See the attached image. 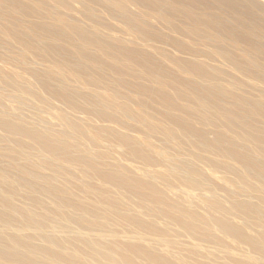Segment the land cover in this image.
Here are the masks:
<instances>
[{
	"label": "bare ground",
	"instance_id": "1",
	"mask_svg": "<svg viewBox=\"0 0 264 264\" xmlns=\"http://www.w3.org/2000/svg\"><path fill=\"white\" fill-rule=\"evenodd\" d=\"M53 2L0 0V264H264V90L194 82L188 74L210 70L182 59L169 68L159 52L102 36L98 15L88 27ZM84 2L186 48L127 7L141 5L264 81V22L249 2ZM42 109L61 128L43 124Z\"/></svg>",
	"mask_w": 264,
	"mask_h": 264
},
{
	"label": "rangeland",
	"instance_id": "2",
	"mask_svg": "<svg viewBox=\"0 0 264 264\" xmlns=\"http://www.w3.org/2000/svg\"><path fill=\"white\" fill-rule=\"evenodd\" d=\"M41 1H44L48 6H55V4H54L55 2H53V0L52 1L41 0ZM64 1H67L68 5L70 7L65 8V9H64V7H61V6H56V7L60 11H62L64 14H66L68 17H70V19H72L73 21H77V22L82 23L85 26L91 27V26L96 25L93 21V18H91V17H94V16L97 17V15H98L100 17V19H102L101 24L103 23L100 26L102 36L107 37V38H111V39L116 40V41H120V42L122 41V43H124L130 47L132 46V47L138 48V49L145 51V52H148V53H152V54L157 53V55H158V52H159L162 54V55L160 54L161 56L158 55L159 60L164 65H167L169 68L176 67L175 62H174L175 59H182V60L191 61L193 63L196 62V64L199 63L198 65H200L202 68H203V66H205L204 71H206L208 69L207 70V72H208L210 70L208 73L206 72L207 78L206 77L202 78L198 75L188 74L189 78H191L194 82H199V81L203 82L206 79V81L209 83L216 82V84L221 85L225 89H230V88H232L233 81L236 80V81H240L243 84V88L238 90V92L240 94L242 93V94H247L250 96H256L260 90L261 91L264 90V81L258 82L253 76L237 70L228 60L224 59L223 57H221L220 55L215 53L214 51H216V45L214 42H212V41H209V42L208 41H201L197 38L190 37L186 33L170 30L168 28V25H166V23L164 21H162L160 19H156V18L151 17V16H148L147 15L148 11L146 10L145 7H143L141 5L137 6V4H131L130 5V3H127V7L129 6L128 9L130 12H132L133 14H137V15L140 12V15H138L140 17H146L147 16L148 21L151 25L154 22V24L152 25L153 30H155L156 32H160V33L163 32V34L168 35V37L172 36L171 38H174L176 40L179 39L178 42L181 40L179 43L182 45H185L186 48L181 49L179 46L176 47V45H173L171 43L169 45V43L158 41V40H155L151 37H149V38L144 37V39H143V37H140L135 32L131 31L128 28V25L122 19L121 20L118 19L120 17H118L116 14L113 15L109 10L105 9V7H103L101 4L99 5V3L87 2L88 3V5H87V3H85V2H84L85 4L83 3V0H64ZM240 1H243L246 3L247 2L251 3L252 9H254V12H253L254 15H256V17L260 18V20L264 22V19H263L264 17L262 18V16H261V12H262L261 9L264 8V0H240ZM49 3H51V4H49ZM83 5H86L88 7H86V6L84 7ZM90 5H94V6H90ZM209 5L212 6L211 7L212 12L216 13L218 11V10H215V8L213 7L214 6L213 2H209ZM95 6L98 7V10L96 9L97 7H95ZM89 7H90V9H89ZM94 8H95V10H94ZM225 8L222 7V9H223L222 11H223L225 16L229 17V15L226 14L228 12V10ZM88 9L90 10V12L89 11L87 12ZM224 10H227V12L225 13ZM110 13L112 15H110ZM90 14L93 16H90ZM88 15L90 16V18H88ZM99 17H97V18L99 19ZM159 20H160V22H158ZM228 20L230 22L233 21L232 19H230V17ZM228 47L230 48V46H228ZM189 48H191V49H189ZM193 50L195 52H198V50H199L200 52L195 53ZM211 52L213 53V55ZM20 67L21 66H19L17 64L11 63V64H7L5 66V69L12 71V72L25 74ZM177 71L180 72V69H177ZM211 72H212V74H211ZM4 105H6L7 107H10V108H14V109L17 107L16 102L11 98H6V100H4ZM21 112L25 116H34L39 111H35V110L29 109V108H24L23 110H21ZM39 114L46 119V123H43V124H45V125L49 124L50 126L52 125L51 127H53L54 129L55 128L56 129L61 128V124L58 121V119L48 110L46 111L45 109H42ZM81 116H83V114H77L76 117L79 118ZM131 134L133 136H136V137L140 136V134L137 131H132ZM125 165L135 175H140L144 171L142 165H140L137 161H135L133 159L126 160ZM220 178L221 177L217 176V179H220ZM157 183H161V182H157ZM175 191H176V189L174 187L171 188L170 190H167V196L170 198H174L175 197ZM193 205L194 206L196 205L197 212H199L200 214H206L205 209L201 205H198L197 203L196 204L194 203Z\"/></svg>",
	"mask_w": 264,
	"mask_h": 264
}]
</instances>
